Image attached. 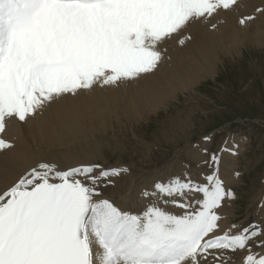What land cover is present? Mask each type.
I'll return each instance as SVG.
<instances>
[{
	"label": "snow or ice",
	"instance_id": "6c2138e0",
	"mask_svg": "<svg viewBox=\"0 0 264 264\" xmlns=\"http://www.w3.org/2000/svg\"><path fill=\"white\" fill-rule=\"evenodd\" d=\"M237 3L0 0V134L8 119L24 122L66 95L154 73L158 45ZM13 147L0 136V151ZM238 148L204 149L202 180L185 172L157 181L140 194L149 203L139 212L103 194L127 167L41 162L0 194V264H264V221L220 230L218 210L237 198L220 177V153Z\"/></svg>",
	"mask_w": 264,
	"mask_h": 264
},
{
	"label": "bare ground",
	"instance_id": "6f19581e",
	"mask_svg": "<svg viewBox=\"0 0 264 264\" xmlns=\"http://www.w3.org/2000/svg\"><path fill=\"white\" fill-rule=\"evenodd\" d=\"M257 9H264V0H238L237 5L230 10H219L211 17L189 22L177 34L158 45L163 53V60L154 73L143 75L134 81L121 82L116 86L96 85L91 90H81L76 96L66 95L47 104L24 122L16 118L8 119L6 130L0 136L11 141L14 147L0 151V194L41 162H53L61 169H68L78 165L99 164L96 158L100 155L108 160L104 149L99 146L98 138L104 142V136L116 137L121 128H131L136 133L138 126L158 116L162 109L169 111L182 94L195 93L201 82L209 77L215 78L218 64L223 57L233 53L239 55L243 47L264 46V12H258ZM247 16L255 18L241 25L240 20ZM180 39L185 40L183 45L179 43ZM118 140L122 142L121 138H117ZM209 141H201L200 145L196 144L199 147L192 148H188L192 143H187L163 162L164 165L160 168L149 171L142 168V178H139L135 170L131 171L132 167L124 166L125 163H101L109 168L131 169L128 168V172L113 178L114 185L103 189L104 196L110 198L123 211L139 212L149 203L140 194L146 189L151 190L157 181L183 175L185 172H190L194 178L202 180L201 175L209 173L204 170V162L208 157L204 149L209 151ZM233 142L235 141L228 140L227 147L231 149ZM143 143L147 144L145 141ZM235 144L239 145L238 142ZM142 148L148 149L144 146ZM216 152L220 150L216 149ZM151 154L148 149L145 157L149 161H152L149 158ZM220 159V177L222 179L228 174L231 178L229 189L233 190L242 182L239 163L231 161L229 152L220 153ZM200 162L202 163L196 168H192V164ZM257 201L260 202L258 206ZM252 203L256 219L263 221L264 195L261 196V191ZM234 207V199L225 200L218 210L222 217L219 221L221 231L236 225L234 221L238 210ZM171 210L177 213L181 211L176 208ZM250 214L252 215V211ZM243 255L245 253L239 252L236 258Z\"/></svg>",
	"mask_w": 264,
	"mask_h": 264
},
{
	"label": "rangeland",
	"instance_id": "374dc122",
	"mask_svg": "<svg viewBox=\"0 0 264 264\" xmlns=\"http://www.w3.org/2000/svg\"><path fill=\"white\" fill-rule=\"evenodd\" d=\"M247 47H243L239 55L233 53L223 57L218 64L215 78L209 77L201 82L195 93L182 94L169 111L162 109L156 118L153 117L138 126L136 133L131 128H121L116 137L104 136V142L98 138L99 146L104 149L108 160L100 155L96 161L100 165L106 161L125 163L124 166L132 167V170L128 168L135 170L139 178H142V168L148 169L147 171L160 168L164 165L163 162L187 143H192L188 148L199 147L204 137L211 136L208 153H214L216 149L228 146L225 142L233 140L239 143V148L237 155L229 153L230 159L239 163L238 169L240 176L242 175V182L233 188L236 197L238 196L234 199V208L238 210L234 222L236 225L244 224L243 226L255 222L252 202L258 198L260 191L261 196L264 195V46ZM117 138H121L122 142L117 141ZM143 141L149 143V146ZM143 146L151 150L149 158L152 161L146 159L148 149L142 148ZM208 160L209 155L206 158ZM201 163L192 164V168ZM204 170L210 172L206 164ZM201 173L200 171L199 174ZM203 175L205 173L201 176ZM222 180L226 188H229L231 178L228 174ZM259 203L257 201V206Z\"/></svg>",
	"mask_w": 264,
	"mask_h": 264
}]
</instances>
